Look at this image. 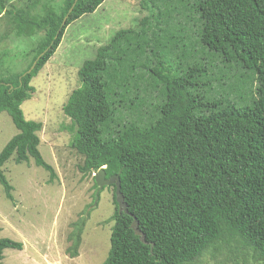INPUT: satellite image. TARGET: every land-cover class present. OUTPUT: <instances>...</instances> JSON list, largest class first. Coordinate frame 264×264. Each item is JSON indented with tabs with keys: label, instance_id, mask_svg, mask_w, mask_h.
Masks as SVG:
<instances>
[{
	"label": "trees",
	"instance_id": "obj_1",
	"mask_svg": "<svg viewBox=\"0 0 264 264\" xmlns=\"http://www.w3.org/2000/svg\"><path fill=\"white\" fill-rule=\"evenodd\" d=\"M73 1L26 0L15 7L0 0L14 35L34 39L22 52L26 66L0 76V112L17 129L0 150V185L9 200L13 187L2 167L10 158L32 159L55 177L39 151L42 123L26 119L21 104L66 27L104 0H76L61 25ZM138 4L147 14L83 61L80 84L62 106L70 146L82 156L79 170L118 174L127 210L144 235L141 240L132 217L118 212L111 184L116 210L100 264H217L229 254L241 255L242 264H264V0ZM211 56L221 63L215 92ZM230 70L237 72L232 80ZM85 217L71 223V257ZM6 248L21 250L22 243L1 237L0 259Z\"/></svg>",
	"mask_w": 264,
	"mask_h": 264
},
{
	"label": "rangeland",
	"instance_id": "obj_2",
	"mask_svg": "<svg viewBox=\"0 0 264 264\" xmlns=\"http://www.w3.org/2000/svg\"><path fill=\"white\" fill-rule=\"evenodd\" d=\"M8 5L21 6L26 0H7ZM139 0H104L93 12L82 15L65 29L54 54L32 78L34 92L21 104L24 117L40 121L39 151L54 171L36 166L32 159L17 164L10 158L2 167L13 199L5 197L0 185V238L8 237L22 243V249L6 248L0 264H100L110 249V231L116 205L113 188L104 186L95 197L94 174H83L82 162L71 146L70 119L62 106L70 92L79 86L78 69L96 49L105 44L120 28L136 27L147 14ZM4 12L0 14V76L20 72L29 57L24 48L33 41L16 37ZM12 28V29H11ZM197 48V46H196ZM26 49V48H25ZM212 91L221 90L215 80L220 77V61L211 56ZM230 80L237 75L230 70ZM250 104V103H249ZM17 132L10 116L0 112V150ZM87 213V214H86ZM81 244L77 255L67 252V235L71 223L85 216ZM222 256L217 264H242L241 255ZM213 264V259L207 260ZM252 264L251 260L248 261Z\"/></svg>",
	"mask_w": 264,
	"mask_h": 264
},
{
	"label": "water",
	"instance_id": "obj_3",
	"mask_svg": "<svg viewBox=\"0 0 264 264\" xmlns=\"http://www.w3.org/2000/svg\"><path fill=\"white\" fill-rule=\"evenodd\" d=\"M75 2H76V0L73 1V4L70 7L69 11L63 17V20H62L61 25H64V23H65L68 15L70 13V11L72 10ZM41 55H42V53L39 56H41ZM39 56L37 57V59L39 58ZM37 59H35L33 61V63L31 64V66L27 69L26 73H29L34 68V66H35V64L37 62ZM94 180H95V183L97 185V188L95 190V197L96 198L98 197L99 191L104 186L110 185V184H114L115 185L114 194H115V201L117 203L118 212L119 213L124 212V213H126V214H128V215H130L132 217L131 228L134 230V232L136 234H138L140 236L141 240H144L143 233L138 229L137 219L135 218V216L132 213H130L127 210V204L124 201V197H123V195H122V193L120 191V181H119L118 174H114V175H111L110 177L106 178L105 177L104 167H102V168L98 169L96 173H94Z\"/></svg>",
	"mask_w": 264,
	"mask_h": 264
},
{
	"label": "clouds",
	"instance_id": "obj_4",
	"mask_svg": "<svg viewBox=\"0 0 264 264\" xmlns=\"http://www.w3.org/2000/svg\"><path fill=\"white\" fill-rule=\"evenodd\" d=\"M94 173H96V172H93L92 174H94Z\"/></svg>",
	"mask_w": 264,
	"mask_h": 264
}]
</instances>
